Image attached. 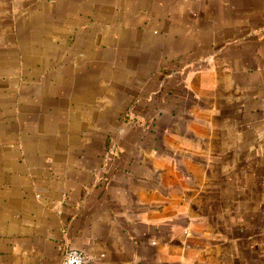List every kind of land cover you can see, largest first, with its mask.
<instances>
[{"label": "crops", "instance_id": "obj_1", "mask_svg": "<svg viewBox=\"0 0 264 264\" xmlns=\"http://www.w3.org/2000/svg\"><path fill=\"white\" fill-rule=\"evenodd\" d=\"M264 264V0H0V264Z\"/></svg>", "mask_w": 264, "mask_h": 264}, {"label": "built area", "instance_id": "obj_2", "mask_svg": "<svg viewBox=\"0 0 264 264\" xmlns=\"http://www.w3.org/2000/svg\"><path fill=\"white\" fill-rule=\"evenodd\" d=\"M61 264H87V259L83 252L67 249L63 254Z\"/></svg>", "mask_w": 264, "mask_h": 264}]
</instances>
